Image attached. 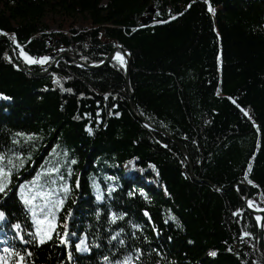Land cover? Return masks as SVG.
Returning a JSON list of instances; mask_svg holds the SVG:
<instances>
[{
    "label": "trees",
    "instance_id": "trees-1",
    "mask_svg": "<svg viewBox=\"0 0 264 264\" xmlns=\"http://www.w3.org/2000/svg\"><path fill=\"white\" fill-rule=\"evenodd\" d=\"M49 15L60 17L56 32ZM0 30L33 57L69 53L99 65L116 47L131 56L129 80L119 60L86 70L66 59L35 77L17 67L0 34V93L9 97L0 98V150L16 147V132L42 137L13 184L31 179L54 150L77 161L59 213L63 223L71 212L72 259L55 237L17 244L33 251L34 264H105V255L136 249L138 264H264L260 222L244 205L248 196L264 209V0H0ZM15 53L36 73L54 62L28 65ZM138 117L174 137L195 176L214 187L196 181L171 137ZM20 147L27 154V143ZM15 191L0 200V241L9 243L10 224L25 217ZM111 212L123 218L111 223ZM117 233L124 245L110 239ZM85 235L90 251L76 252Z\"/></svg>",
    "mask_w": 264,
    "mask_h": 264
},
{
    "label": "snow or ice",
    "instance_id": "snow-or-ice-1",
    "mask_svg": "<svg viewBox=\"0 0 264 264\" xmlns=\"http://www.w3.org/2000/svg\"><path fill=\"white\" fill-rule=\"evenodd\" d=\"M208 11L214 12V9L209 5ZM173 19H175V17H173ZM0 34L8 36V33L3 32V30H0ZM12 39L13 42L16 43L14 34ZM16 47L20 49L21 57L28 65H40L43 67L51 60L49 56L33 57L29 55L19 43H16ZM7 59L9 62H12L11 57H7ZM114 59L119 60L121 66L126 65V61L120 52L115 53ZM17 67H19V65H17ZM55 82L57 84L60 83L58 79ZM60 87L64 91H72L71 89H63V85H60ZM0 98L9 99V97L3 96L2 93H0ZM245 115H247V113H245ZM79 118L80 117H74V119ZM86 130L89 135L93 134V129L91 127H87ZM14 136L17 137V139H13L12 144L16 147L7 151L0 150V200L6 198L14 187L16 190L15 194L18 196L23 206L25 217L24 222L18 220L10 224L11 231L14 233L12 243H9L7 238L0 241V243L5 245L3 248H0V264H34V261L31 260L33 251L27 247L21 249L17 244H32L34 247H40L52 241L54 237L60 245L68 248L67 255L68 259L71 260L73 244L69 240L68 225L66 223L71 212L69 211L63 223L60 221L59 213L63 210L64 204L67 202L72 192L73 185L70 183V180L73 175V170L70 165L76 164L77 161L75 159H68V152L66 150H62L61 152H55L54 150L53 158L46 161L45 165L41 167L31 179L13 184V177H19L21 170H23L25 165L32 159L31 152L35 149L36 143L42 139V137L35 133L16 132ZM22 143H27L29 146L27 154L20 147ZM129 163L132 162L130 161ZM152 167L154 168L155 166L153 165ZM62 168L66 170L62 171ZM248 171H251V165L248 166ZM248 183L252 184L253 182L248 180ZM79 186V179H77L75 181V187L79 188ZM95 187L97 188V200H103L104 195L100 191L99 186L95 185ZM112 190L111 188L109 189V195H111ZM247 203L249 208L264 211V209L256 205L251 199H249ZM145 215L147 216L148 213L145 212ZM122 218L123 215L118 216L115 212L110 213L111 223H116L118 219ZM172 219L174 220L175 217ZM255 219L259 223L262 218L256 216ZM5 220L6 213L0 210V222H4ZM165 222L167 223V221ZM137 227V225H133V228ZM262 227H264V225H262ZM120 231L122 232L123 229ZM249 235L251 234L247 232L244 233V236ZM26 236L31 237V239H26ZM110 239L112 241H117L121 245L125 244V241L119 238V233L112 235ZM97 247H99V245H97ZM74 249L76 252L90 251L86 235L84 238L79 239V242L74 244ZM229 251H231V249H229ZM142 254L140 249H136L135 254H125L122 258L114 260H110V257L105 255L103 260L105 264H138L140 255ZM210 255L215 257L217 252L212 251Z\"/></svg>",
    "mask_w": 264,
    "mask_h": 264
},
{
    "label": "water",
    "instance_id": "water-1",
    "mask_svg": "<svg viewBox=\"0 0 264 264\" xmlns=\"http://www.w3.org/2000/svg\"><path fill=\"white\" fill-rule=\"evenodd\" d=\"M149 13H152L154 14L155 11L154 9H150L149 10ZM152 22V18H146V19H142V23L144 25H149L150 23ZM9 45V49H10V53H11V56L12 58L14 59V61L16 62L17 65H19V68L28 73L29 75H32V76H35V77H44V76H47L49 73H51L55 67L57 66V64L63 60H66V59H71L75 64H77L79 67H82L83 69H86V70H96V69H101L103 68L104 66L106 65H109L111 64L114 60H117V59H114V56H115V53L116 52H120L125 61H126V71H127V80H129V76H130V67H131V56L130 54L125 50L123 49L122 47H116L114 48L111 53L106 57V59L99 65H88V64H85L83 62H81L76 56L74 55H71L69 53L67 54H61L59 55L58 57H55V55H51L52 59H54V62L52 63V65L45 71L43 72H40V73H36V72H33L31 70H28L22 63L21 61H19V59L17 58L16 56V53H15V45L13 43H8ZM129 91L131 93V90L129 88ZM139 118V117H138ZM140 119V118H139ZM142 121V123L147 126L148 128H151L153 130H155L156 132H158L159 134L161 135H164V136H168V137H171L168 133H166L165 131L157 128L156 126L152 125V124H149L148 122H146L145 120L143 119H140ZM172 141L181 149V151L183 152V154L186 156L188 162H189V166H190V170L193 174V177L196 181L198 182H201V183H206V184H209L211 186L214 187V185L208 181V180H200L198 179L195 174H194V169H193V165L191 163V161L189 160V156L186 152V150L184 149V147L174 138V137H171ZM231 189H236L237 186L236 185H233L230 187ZM219 189V188H218ZM249 195V194H248ZM249 200V197L247 196L245 199H244V204H245V207H246V210L251 213L254 217L256 216H260L262 219L260 221V228H261V237H260V245H261V248L264 252V227H262V225H264V211H259V210H256L255 208H249L248 207V203L247 201Z\"/></svg>",
    "mask_w": 264,
    "mask_h": 264
},
{
    "label": "rangeland",
    "instance_id": "rangeland-1",
    "mask_svg": "<svg viewBox=\"0 0 264 264\" xmlns=\"http://www.w3.org/2000/svg\"><path fill=\"white\" fill-rule=\"evenodd\" d=\"M49 17L51 19H53L54 22H55V24L51 26V31H55L56 32L58 30V27H59L58 24L60 22V17L59 16H52V15H49ZM0 238H1V236H0Z\"/></svg>",
    "mask_w": 264,
    "mask_h": 264
},
{
    "label": "built area",
    "instance_id": "built-area-1",
    "mask_svg": "<svg viewBox=\"0 0 264 264\" xmlns=\"http://www.w3.org/2000/svg\"><path fill=\"white\" fill-rule=\"evenodd\" d=\"M14 39H15L16 43H18L16 37H14ZM7 41H8L9 43H13V44L15 45V47H16V43L13 42V39H12V38L9 39V40H7ZM16 48H17V47H16ZM17 49H19V48H17ZM19 50H20V49H19Z\"/></svg>",
    "mask_w": 264,
    "mask_h": 264
},
{
    "label": "bare ground",
    "instance_id": "bare-ground-1",
    "mask_svg": "<svg viewBox=\"0 0 264 264\" xmlns=\"http://www.w3.org/2000/svg\"><path fill=\"white\" fill-rule=\"evenodd\" d=\"M13 37L12 34H8V36H6L7 40L11 39ZM15 37V36H14ZM245 205V204H244ZM246 208V207H245ZM263 209V208H262ZM251 214V213H250Z\"/></svg>",
    "mask_w": 264,
    "mask_h": 264
}]
</instances>
